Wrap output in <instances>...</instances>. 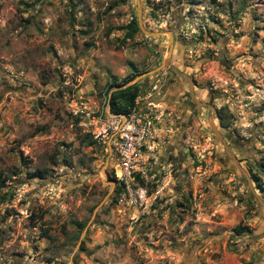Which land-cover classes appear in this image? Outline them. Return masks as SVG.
<instances>
[{
	"label": "rangeland",
	"instance_id": "1",
	"mask_svg": "<svg viewBox=\"0 0 264 264\" xmlns=\"http://www.w3.org/2000/svg\"><path fill=\"white\" fill-rule=\"evenodd\" d=\"M140 3L162 36L124 37L137 0H0V264H264V0ZM113 78L149 127L125 197Z\"/></svg>",
	"mask_w": 264,
	"mask_h": 264
},
{
	"label": "built area",
	"instance_id": "2",
	"mask_svg": "<svg viewBox=\"0 0 264 264\" xmlns=\"http://www.w3.org/2000/svg\"><path fill=\"white\" fill-rule=\"evenodd\" d=\"M100 135L106 138L111 134L116 155V180L125 187L120 197L130 194V182L139 170L138 151L145 145L149 136V127L134 112L127 115H112ZM138 198L145 193L139 189L135 192Z\"/></svg>",
	"mask_w": 264,
	"mask_h": 264
},
{
	"label": "trees",
	"instance_id": "3",
	"mask_svg": "<svg viewBox=\"0 0 264 264\" xmlns=\"http://www.w3.org/2000/svg\"><path fill=\"white\" fill-rule=\"evenodd\" d=\"M119 29L125 30L126 33L124 37L128 39L132 38L136 33L140 31L136 19L131 20L127 25ZM135 76L137 75H132L127 81H131ZM127 81L123 84H117L115 78H113L107 85V91H109L111 88H117V90L113 91L110 94L108 100L110 112L112 114L127 115L135 108L136 99L139 96V83H134L132 85L124 87ZM218 118L220 122L223 121V117L220 111L218 112ZM31 176L42 178L43 172L36 171L31 174ZM119 190L120 188H118L116 191L118 192ZM242 229L243 227L238 226L234 229V232L240 234L242 233Z\"/></svg>",
	"mask_w": 264,
	"mask_h": 264
},
{
	"label": "water",
	"instance_id": "4",
	"mask_svg": "<svg viewBox=\"0 0 264 264\" xmlns=\"http://www.w3.org/2000/svg\"><path fill=\"white\" fill-rule=\"evenodd\" d=\"M137 9H138V16H137V25H138V28L140 30V32H142L144 35L146 36H152V37H157V36H162L164 33L163 32H153V31H148L144 28L143 26V22H142V5L140 3V0H137ZM165 34L168 35L169 39L171 40L172 39V33L171 32H166ZM171 52V47H170V50H169V54ZM168 54V55H169ZM165 64V59L162 63V66ZM135 82L132 81V82H129L126 86H129V85H132L134 84ZM124 86V87H126Z\"/></svg>",
	"mask_w": 264,
	"mask_h": 264
},
{
	"label": "bare ground",
	"instance_id": "5",
	"mask_svg": "<svg viewBox=\"0 0 264 264\" xmlns=\"http://www.w3.org/2000/svg\"><path fill=\"white\" fill-rule=\"evenodd\" d=\"M165 59H166V57H165Z\"/></svg>",
	"mask_w": 264,
	"mask_h": 264
}]
</instances>
